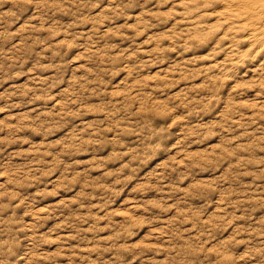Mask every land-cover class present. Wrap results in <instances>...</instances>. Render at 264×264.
Listing matches in <instances>:
<instances>
[{
  "label": "rangeland",
  "instance_id": "374dc122",
  "mask_svg": "<svg viewBox=\"0 0 264 264\" xmlns=\"http://www.w3.org/2000/svg\"><path fill=\"white\" fill-rule=\"evenodd\" d=\"M103 7L109 11L97 10L90 19L81 18L89 22L82 24L79 32L95 28L105 35L104 43L91 48L93 53L100 50L103 59L119 63L122 55L126 60L131 58L120 64L119 75L107 91L110 96L119 98L131 89L132 94L127 98L136 100V88L144 87L146 90L136 103V112L161 122L162 128L171 133V143L162 145L157 140L144 146L134 140H120L116 132L97 140L98 147L90 154L81 150L80 143H72L83 125L92 126L95 113L102 107L96 99L81 105L88 116L86 120L77 117L80 109L70 108L64 112L62 107L70 94L69 82L85 75L89 38L79 34L74 38L67 34L71 29L45 24L41 36L45 43L37 46L35 41L28 42L37 55L33 58V47L22 50L21 58L27 63L25 75L9 73L12 79L0 86V93L27 91L29 101L35 97L34 104H22L21 97L0 100V108L6 109L0 111V128L4 129L0 139L28 141L22 146L15 145L17 156L10 166L0 169V185L6 186L0 190L3 197L0 202L11 201L15 206L2 214V218L29 225L26 229L29 236L35 229L41 236L52 233L53 238L58 235L67 238L77 233L86 237L87 243L81 239L68 240V246L76 251H65L60 264H135L134 254L153 261L159 258L157 249L166 246L178 250L203 247L207 253L218 254L216 243L209 244L203 237L199 242L196 239L195 220L202 212L205 213L202 221L215 220L218 215L232 213L234 209L237 215H242L238 202L252 201L245 207L249 213L256 209L257 222L264 220V192L256 195L254 188L243 186L255 184L264 188V58L254 62L248 52L254 41L244 37L247 43L242 45L230 26H221L226 6L216 8L209 15H203L205 9L197 13L195 5L187 0H115L114 3L104 0ZM9 8L11 5L4 11ZM27 20L25 17L24 22L9 31L25 29ZM7 23L5 21V27ZM56 45L62 46V52L70 53L72 68L67 74L64 68L58 67L63 60L53 55ZM40 52L43 55H39ZM65 75L63 86L50 93L56 99L49 101L48 94L42 95L40 89L47 88L52 78ZM3 77L4 73H0V79ZM98 79L103 82L105 78ZM157 85L164 86L167 96L152 92ZM213 94L216 99H212ZM208 99L212 100L211 104L205 102ZM169 100L172 104L167 103ZM10 103L19 106L9 107ZM173 106L177 110L169 117ZM53 110L55 118H52ZM237 111L244 117L238 128L239 141L231 131H223L225 117ZM61 112H64L63 119ZM37 117H41L42 123L47 120L50 127L56 129L63 128L71 119H76L77 124L60 135L49 137L33 123ZM233 119L240 118L233 116ZM245 130L250 135H243ZM125 134L134 135L127 125H120L119 136ZM88 139L83 137L85 141ZM108 141L111 144L104 151L103 145ZM53 145L58 152L53 153ZM65 150L78 158L65 161L60 167ZM21 151L37 158L43 156L47 166L40 168L36 175L31 174L24 167L29 160L18 155ZM232 152L236 155H230ZM158 154L161 158L156 159ZM151 160L155 162L147 167ZM70 163L75 167L69 168ZM124 164L128 167L122 171ZM186 164L199 167L188 169ZM173 168H179L182 175L192 173L191 178L172 186L161 185L156 177ZM243 172L251 175L242 176V183L237 184L235 177ZM221 181L229 192L236 189L243 195L228 196L225 200L224 192L215 191ZM173 188L179 195L169 199L167 193ZM4 192L7 195H3ZM209 192L214 199L210 203L201 201L200 197ZM146 206L154 211L153 215L144 212ZM65 207L71 211L61 215ZM60 224L71 227L57 228ZM185 224L193 229L191 237L187 235V228H182ZM234 231V228L229 229L226 238L230 239ZM169 239L174 243L168 244ZM45 250L59 251V248L45 245ZM70 255L76 259L68 260ZM227 256L223 253L221 261ZM83 257L87 259L82 261Z\"/></svg>",
  "mask_w": 264,
  "mask_h": 264
},
{
  "label": "clouds",
  "instance_id": "9594fccd",
  "mask_svg": "<svg viewBox=\"0 0 264 264\" xmlns=\"http://www.w3.org/2000/svg\"><path fill=\"white\" fill-rule=\"evenodd\" d=\"M114 3L115 0H109ZM147 2V0H146ZM166 2V0H165ZM188 3L195 5V11L199 13L201 9L206 11L203 15H209L216 11V8L220 6H226L225 11L222 14L221 26H230L234 34L240 37L237 41L240 44H246L244 37L251 38L254 42L251 48L248 49L250 58L256 62L261 58H264V0H187ZM11 5L8 11H4ZM104 0H0V73H4L3 79H0V86L6 81L12 79L9 73H13L15 76H23L24 68L27 63L22 59V50L25 47H33L28 44L29 41H35V45L44 44L45 41L41 39L42 33L45 31L44 25L49 24L54 27L71 29L68 35L79 34L81 36H87L89 39L86 46L89 47L90 51L88 56V67L84 70L85 75L83 77H77L75 80L69 82L70 94L64 99L62 105L64 112L72 109H80L76 115L79 119H88L87 114L81 108V105L90 103L93 99L98 100L102 107L100 111L95 113L96 120L92 126L89 127L87 124L82 126V131L78 133L72 143H80L81 150L86 153H91L93 148L98 147L96 144L97 140L105 137L111 132H116L120 140L132 141L134 140L138 144L147 146L153 144L159 140L162 145L171 143L169 138L171 133L162 128L161 122L153 120L149 115L145 113L136 112V103L146 90L144 87L136 88V100H130L127 97L132 94L131 89L127 94H122V97L110 96L107 89L111 87V82L115 80L120 71V64L131 60L129 57L127 60L122 55L118 58L119 63H114L110 60H105L100 56V50L93 53L91 48L97 47L101 43L105 42V35L101 34L98 29L88 32H79L80 26L87 25L89 20H82V17H88L89 19L95 15L97 10H103L107 13L109 10L103 7ZM216 6V7H214ZM25 17H28L26 28L20 32L9 31L16 25L24 22ZM5 21H8L7 27H5ZM62 21H65L62 23ZM70 21V22H68ZM59 35V33H57ZM93 37L95 40H93ZM19 38V39H18ZM51 39V37H48ZM80 47V45H74ZM51 49L52 45H48ZM60 45L55 46L53 55L57 58H61L63 63L58 67L65 69V73L71 72L72 63L70 59V53L61 51ZM257 49H260L257 51ZM43 55L42 52L38 53ZM37 55L35 48L33 47V58ZM30 62V60L28 61ZM55 66V65H54ZM243 70V69H241ZM98 77H104L102 82ZM139 77V73H136V78ZM66 80L64 77L52 78V83L47 88L40 89L42 95L48 94L49 101H54L55 96L50 93L59 87H62ZM40 83H45L40 81ZM143 83V82H142ZM81 84L84 86L81 87ZM123 85H121L122 87ZM91 88V92H89ZM233 91H236L235 89ZM152 92L161 96H167V93L163 85H157L152 89ZM12 97H21V103H35V97L33 96L29 101V93L26 91L20 93L15 90H6L0 93V100H11ZM154 98V97H153ZM212 99H216L213 94ZM205 102L211 104L212 100L208 99ZM167 103L172 104L169 100ZM9 107L19 105L9 104ZM6 109L0 108V111ZM175 106L172 107L168 113L171 117L176 112ZM39 111V109H37ZM64 112H61L60 118H64ZM192 115V114H189ZM233 116H238L239 120H234ZM52 118H55V110H53ZM244 117L237 111L236 113L229 114L224 119L226 127L223 128L224 132L231 131L232 136L239 141L241 136L238 134V128L241 127L240 120ZM187 119V117H186ZM148 120L150 123H145ZM115 122V124L113 123ZM35 125L39 126V130L46 136L60 135L63 131L72 128L73 125L77 124L76 119L68 120L63 128L56 129L50 127L47 120L41 122V117H37L33 121ZM107 125V127H105ZM127 125L128 128L133 130L134 135L125 134L123 137L119 136V126ZM235 125V126H234ZM80 126L78 125V128ZM4 129L0 128V132ZM173 132L175 129L172 130ZM243 135L248 136L250 133L247 130L244 131ZM89 137L88 140H83V137ZM39 137H37L38 139ZM67 142V141H65ZM231 140L228 141L231 144ZM28 143V141L20 140H4L0 139V169L7 168L11 165L14 157L17 156V152L14 150V146L17 144ZM111 144L110 141L103 145V150L107 151L108 146ZM57 146L53 145V153L58 152ZM21 158L29 160L24 165L28 171L36 175L40 168L47 166V161L43 156L37 158L36 155L21 151L18 154ZM62 159L60 167L63 166L65 161H75L78 157L75 154H70L68 150H65L61 154ZM230 155L235 156L236 153L232 152ZM60 157H58L59 159ZM127 159V155L124 156ZM160 154L157 155L156 159H159ZM222 158L221 163L223 160ZM155 160L148 162L147 167L151 165ZM120 163V161H117ZM264 163V161H262ZM75 164L70 163L69 168H74ZM127 164H124L122 171L126 170ZM186 168L191 169L194 166L192 164H186ZM58 170V169H57ZM146 170V169H145ZM232 169H230L231 171ZM83 175V174H81ZM192 173L187 175L180 174L179 168H173L170 171L166 170L156 177L157 181L170 186L175 185L181 181H187L191 178ZM245 175H251V173L243 172L237 173L235 180L237 184L242 183L241 177ZM39 179V177H37ZM38 186V185H37ZM245 188H254L255 194L259 195L264 192V188L258 185H243ZM6 186L0 185V190H3ZM215 191L224 192L225 200L228 196L243 195L233 189L229 192L223 181L216 185ZM163 193V186L161 187ZM3 195H7L6 192ZM18 195V193H17ZM55 195V193H53ZM179 195V191L173 188L172 191L167 193L169 199H174ZM187 195H191L189 192ZM0 196V201H2ZM16 197L13 196V199ZM201 201L210 203L214 197L209 192L205 196L200 197ZM23 202V201H22ZM79 203V201H77ZM252 203V201L241 200L238 202V208L243 212L242 215H237L234 209L232 213H224V215H218L215 220H201V217L205 213H201V217H197L195 220V231L198 233L197 241L203 237L205 240L218 245L219 253L210 254L207 253L203 247H189L188 249L180 248L179 250L175 247H163L157 249L159 258L153 261H148L141 255L134 254L132 259L135 264H264V220L259 222L256 221L255 211L249 213L245 204ZM15 206L9 203L0 202V264H60V259L65 251L74 253L76 249L68 246V240L81 239L82 242L87 243L86 237H81L80 233L74 236L64 237L57 236L53 238L52 233H47L45 236H41L35 229L33 234L28 235L26 229L29 225L19 224L16 221L9 219L4 220L2 214H4L10 208L14 209ZM264 210V209H262ZM71 209L65 207L64 212H70ZM144 212L148 215H153L154 211L150 210L147 206L144 208ZM236 222H243L237 224ZM12 225H16L12 227ZM71 227L68 224L57 225V228ZM182 228H187V235L191 237L193 229L188 225H182ZM234 228L231 238L227 239V231ZM95 230V229H93ZM56 229H53L55 232ZM81 232L84 230L81 229ZM119 237H117L118 239ZM222 242V243H221ZM174 241L169 239L168 244H173ZM178 243V242H175ZM45 245L51 246L56 245L59 251H46ZM132 246H129L131 250ZM92 251V249H87ZM223 253H227L228 256L225 260L221 261L220 256ZM68 260H75L76 257L68 256ZM82 261L86 260V257L80 258Z\"/></svg>",
  "mask_w": 264,
  "mask_h": 264
}]
</instances>
